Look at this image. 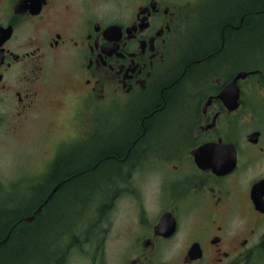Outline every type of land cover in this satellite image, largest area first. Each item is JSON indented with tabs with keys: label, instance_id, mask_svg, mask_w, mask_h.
<instances>
[{
	"label": "flooded vegetation",
	"instance_id": "af4514ba",
	"mask_svg": "<svg viewBox=\"0 0 264 264\" xmlns=\"http://www.w3.org/2000/svg\"><path fill=\"white\" fill-rule=\"evenodd\" d=\"M213 4L209 16L201 0H0V136L39 118L61 71L79 107L54 143L64 158L96 155L95 184L111 187L92 204L71 197L87 182H55L33 207L0 209L21 214L0 264L34 261L29 246L1 250L47 227L49 264H264V20L220 23L203 52L225 10ZM126 143L125 157L105 155ZM57 198L78 211L52 226Z\"/></svg>",
	"mask_w": 264,
	"mask_h": 264
},
{
	"label": "rangeland",
	"instance_id": "374dc122",
	"mask_svg": "<svg viewBox=\"0 0 264 264\" xmlns=\"http://www.w3.org/2000/svg\"><path fill=\"white\" fill-rule=\"evenodd\" d=\"M216 1L221 8L226 9L225 0H214V2ZM213 5V0H201L202 14L204 11L208 12L210 16V12L215 10ZM253 56L250 59L248 57V62L258 61V57ZM52 74L55 79L60 80L61 84L55 86L47 95V100L40 107L39 118L25 123L15 135L8 131L9 136H0V209H25L31 204L33 207L50 190L47 189V178L52 170L50 169L52 155L61 150L62 155L59 156V159L64 157L63 148H60L61 146H58L54 141L64 139L73 128L76 110L79 107L75 92L78 89L74 84L66 82L61 71H52ZM110 120L104 118L103 123L108 125ZM87 176L88 174L82 176V180L90 178L86 185L87 190L73 189L71 197H76L75 199L89 198L94 200L93 204L97 199L106 197L111 191V187L107 183L102 185L97 182L95 184V176ZM63 196L62 194L59 197ZM75 199L67 203V206L60 207L59 204L63 201L57 198L52 204L53 209L51 207L47 216L44 215L43 222L53 226L55 219H64L66 215L77 212L75 205L77 200ZM94 213L96 210L94 211L93 207H90L86 212L87 218H91ZM33 226L34 224L30 228L32 229ZM47 228L40 230L39 242L32 235L28 237L26 244L29 242V256L34 257V261H30L28 264H49L51 262V254L44 251L46 248L42 247L44 239L49 237V231L52 230H46ZM8 246L4 247L1 253H5L10 260L15 257L14 249H11L14 242ZM34 248L38 250L35 251L37 255Z\"/></svg>",
	"mask_w": 264,
	"mask_h": 264
},
{
	"label": "trees",
	"instance_id": "16d2710c",
	"mask_svg": "<svg viewBox=\"0 0 264 264\" xmlns=\"http://www.w3.org/2000/svg\"><path fill=\"white\" fill-rule=\"evenodd\" d=\"M264 8V0H255L247 3L246 5H237L236 8L228 9L226 8L220 14L216 13L215 21L219 22L216 24L217 30L214 31L212 40L209 41L208 47L203 48V52H206L207 49L213 47L219 41V35L217 33L218 29H220V23L232 22L237 23L243 18V30L250 27L253 23L260 22L264 20V12H260V10ZM259 11V13H258ZM257 13V14H253ZM167 94V93H166ZM149 123V121H147ZM128 144H124L121 146H106L105 147V155H115L117 158L125 157V153L127 151ZM102 158V157H100ZM96 155L88 157L83 162L77 160L76 158H62L57 161L54 168L51 170L49 177L47 178L48 190L51 189L52 185L57 182L60 183L59 190L64 191L65 189H73L77 185V181L82 180V176L87 175V177H94L95 169H92L96 161ZM111 162H115V157L109 158ZM84 165H88V169H79V167H84ZM91 172V174H90ZM93 172V173H92ZM90 174V175H89ZM86 179V178H85ZM90 178L87 180H82V182H88ZM81 182V181H80ZM47 190V191H48ZM21 214L17 211L13 212H2L0 213V240H3L7 237L11 227L16 223L15 219L18 218ZM30 237L29 235H25L24 237H16L15 234L12 233L7 238V244H11L14 242V246H22L23 248H27L29 246V242L27 243V239ZM35 238V237H33ZM7 247H9L7 245Z\"/></svg>",
	"mask_w": 264,
	"mask_h": 264
},
{
	"label": "water",
	"instance_id": "95a60500",
	"mask_svg": "<svg viewBox=\"0 0 264 264\" xmlns=\"http://www.w3.org/2000/svg\"><path fill=\"white\" fill-rule=\"evenodd\" d=\"M247 75H248V74L245 73V72H243V74H242L243 78H245ZM57 190H58V187L55 188L54 192H56ZM52 196H53V194H51V195L47 198V200H46L45 203H47V202L52 198ZM41 211H42V207H40L39 209H37V210L34 212V214H33L32 216L26 218V221H29V222L33 221V220L35 219L36 215H37L38 213H40ZM4 242H6V240H5Z\"/></svg>",
	"mask_w": 264,
	"mask_h": 264
}]
</instances>
